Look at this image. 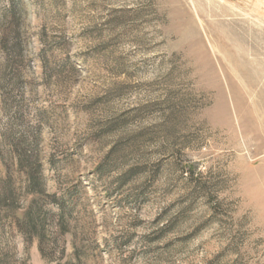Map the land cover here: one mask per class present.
Listing matches in <instances>:
<instances>
[{
    "label": "rangeland",
    "instance_id": "374dc122",
    "mask_svg": "<svg viewBox=\"0 0 264 264\" xmlns=\"http://www.w3.org/2000/svg\"><path fill=\"white\" fill-rule=\"evenodd\" d=\"M0 264H264V0H0Z\"/></svg>",
    "mask_w": 264,
    "mask_h": 264
},
{
    "label": "trees",
    "instance_id": "16d2710c",
    "mask_svg": "<svg viewBox=\"0 0 264 264\" xmlns=\"http://www.w3.org/2000/svg\"><path fill=\"white\" fill-rule=\"evenodd\" d=\"M31 183H33L32 185H34V193H36L37 192V194L39 193V195L40 196H42L43 195V192H42V190H35V185H38V184H41L42 185V182H40L39 180H32L31 181ZM39 191V192H38ZM48 197V196H47ZM50 198L51 199H55V196H50ZM64 208L62 209V210H60V212L58 213V220H59V222H60V224H61V226L60 227H62L61 229H62V231H66V225H63V223H64ZM38 217H40V216H38ZM39 219V218H38ZM43 218H41V219H39V224H42V222H43Z\"/></svg>",
    "mask_w": 264,
    "mask_h": 264
}]
</instances>
